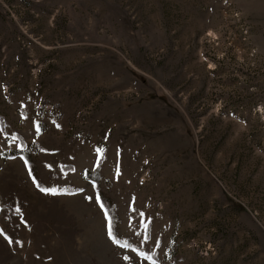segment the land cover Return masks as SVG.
Here are the masks:
<instances>
[{
	"label": "rangeland",
	"instance_id": "1",
	"mask_svg": "<svg viewBox=\"0 0 264 264\" xmlns=\"http://www.w3.org/2000/svg\"><path fill=\"white\" fill-rule=\"evenodd\" d=\"M0 229V264H264V0H0Z\"/></svg>",
	"mask_w": 264,
	"mask_h": 264
},
{
	"label": "snow or ice",
	"instance_id": "2",
	"mask_svg": "<svg viewBox=\"0 0 264 264\" xmlns=\"http://www.w3.org/2000/svg\"><path fill=\"white\" fill-rule=\"evenodd\" d=\"M40 127L41 126L39 124L36 125L37 132L40 131ZM57 127H59V125H57ZM95 151L97 153V159L95 161V166H96V168H99L102 165V163H103L105 149L102 148V147H98ZM25 164H26V166L28 165V161L27 160H25ZM49 167H51V165H49ZM64 167H66V166H62L61 167V172L62 173L64 172ZM31 171H32L31 168H29V174L30 175H31ZM69 171L74 172L75 168H70ZM117 172L119 173V167H117ZM87 175H88L87 172H85V178L86 179H87ZM33 181H34V183H36V186L42 192L51 193V194H57L58 193V189L57 188H54V187H52V188L43 187L36 177H33ZM93 187H95V182H93ZM59 191H63V189H61ZM77 191H83V189H77ZM87 199L92 200L93 198L92 197H87ZM95 200L99 204L100 208L102 210H104L105 217H106V219H108V235H109V238L112 239L114 243L120 245L121 247L130 248L133 252H137V254L139 256H141V257H145L146 259H152V257L150 255H148L147 253H145L143 251H140L137 248L132 247L130 242L124 241L123 243H121V241L117 238V236L115 234V231H114V227L115 226H114L113 219L109 216V210L106 207V204L104 203L102 195H101L100 192L96 193ZM16 211L17 212L20 211L19 207H17ZM132 211H136V209L132 208ZM139 215L141 216V218L144 217V213H142V212ZM141 224H142L143 228L145 229L144 240L142 241V243H144V242L148 241L151 238L150 234H149L150 220L148 222H145L142 219L141 220ZM0 234H3V230L2 229H0ZM137 235H139V233H137ZM5 238L8 239L9 243H12V239L10 237L6 236ZM16 243H20V242L17 241ZM157 246H159V242L158 241H157ZM124 258H125V260H130L131 259L129 256H125Z\"/></svg>",
	"mask_w": 264,
	"mask_h": 264
},
{
	"label": "trees",
	"instance_id": "3",
	"mask_svg": "<svg viewBox=\"0 0 264 264\" xmlns=\"http://www.w3.org/2000/svg\"><path fill=\"white\" fill-rule=\"evenodd\" d=\"M85 172H87V170H83V172H82V176L85 178ZM108 210H109V208H108ZM104 211V210H103ZM109 216L111 217V215H110V211H109ZM107 225H108V221H107Z\"/></svg>",
	"mask_w": 264,
	"mask_h": 264
}]
</instances>
